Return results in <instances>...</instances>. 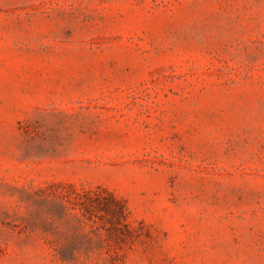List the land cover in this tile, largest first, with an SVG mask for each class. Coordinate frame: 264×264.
<instances>
[{"label":"rangeland","instance_id":"374dc122","mask_svg":"<svg viewBox=\"0 0 264 264\" xmlns=\"http://www.w3.org/2000/svg\"><path fill=\"white\" fill-rule=\"evenodd\" d=\"M0 264H264V0H0Z\"/></svg>","mask_w":264,"mask_h":264}]
</instances>
